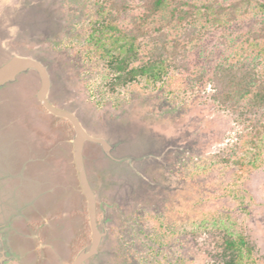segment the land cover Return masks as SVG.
<instances>
[{
    "label": "rangeland",
    "instance_id": "374dc122",
    "mask_svg": "<svg viewBox=\"0 0 264 264\" xmlns=\"http://www.w3.org/2000/svg\"><path fill=\"white\" fill-rule=\"evenodd\" d=\"M96 2L0 0V62L8 53L42 61L51 81L49 99L74 113L89 135L109 146L107 152L88 140L83 146L87 179L97 200L94 211L98 207L104 215L103 224L95 215L96 228L105 233L97 254L81 264L208 263L206 234L197 227L195 214L205 203L247 235L257 249V264H264V160L234 193L226 187L235 166L213 157L235 150L242 123L216 105L209 85L191 90L187 77L179 91L173 85L141 82L102 93L109 73L101 62L86 60L82 49L97 20ZM242 27L235 24L233 29ZM221 39H205L201 63L223 54ZM38 86L29 72L0 91L1 167L21 171L26 161L22 177L14 182L41 193L15 222L23 232L10 234L16 258L7 264H68L77 253L70 251V243L82 223L76 211L88 229L87 204L72 157L73 126L37 103ZM66 126L72 128L70 136ZM108 154L124 159L114 161ZM157 228L164 236L160 242L152 238Z\"/></svg>",
    "mask_w": 264,
    "mask_h": 264
},
{
    "label": "trees",
    "instance_id": "16d2710c",
    "mask_svg": "<svg viewBox=\"0 0 264 264\" xmlns=\"http://www.w3.org/2000/svg\"><path fill=\"white\" fill-rule=\"evenodd\" d=\"M93 11L97 20L82 49L86 60L101 62L111 74L102 93L141 82L179 91L187 77L191 90L209 85L216 105L236 115L243 130L235 150L213 157L235 166L226 188L237 193L264 160V0H97ZM235 24L245 27L234 30ZM213 35L222 38L225 51L201 63L203 43ZM66 127L70 136L72 128ZM195 214L206 234L203 250L210 255L202 264H257V249L244 232L224 222L208 203ZM154 232L152 238L160 242L161 230Z\"/></svg>",
    "mask_w": 264,
    "mask_h": 264
},
{
    "label": "water",
    "instance_id": "95a60500",
    "mask_svg": "<svg viewBox=\"0 0 264 264\" xmlns=\"http://www.w3.org/2000/svg\"><path fill=\"white\" fill-rule=\"evenodd\" d=\"M33 72L38 80L39 86L34 96L37 103L53 116L68 120L74 129L72 136V157L75 166L76 176L79 187L85 196L87 210L89 213L91 226V241L88 247L82 248L68 264H81L88 257L98 252V245L105 230L98 232L94 218V195L87 179L84 162L83 146L86 140L98 143L108 151L109 146L106 141L99 137L89 135L80 124L78 118L71 111L55 105L48 97L51 81L46 66L37 58L20 55L7 54V58L0 62V91L18 80V76ZM109 155V154H108ZM109 157L114 161H121L124 158ZM26 161L19 167L13 166L1 167L0 161V264H7L16 258L9 241L10 234H22V226L15 224L16 220L22 216V211L33 205L39 194L35 191L28 190L24 184L14 182V178H21L26 168ZM29 186V185H28Z\"/></svg>",
    "mask_w": 264,
    "mask_h": 264
},
{
    "label": "flooded vegetation",
    "instance_id": "af4514ba",
    "mask_svg": "<svg viewBox=\"0 0 264 264\" xmlns=\"http://www.w3.org/2000/svg\"><path fill=\"white\" fill-rule=\"evenodd\" d=\"M83 194V193H82ZM94 195V194H93ZM84 196V195H83ZM85 197V196H84ZM83 197V198H84ZM95 202L97 203V200H96V195H94V206H95ZM85 203L87 204L86 202V199H85ZM97 205V204H96ZM98 207H96V211H94V218H95V215H96V221H98L99 223H104V215H103V211L100 212V214L98 213V210H97ZM95 210V208H94ZM96 212V213H95ZM77 216H80V218H82L81 220V225L79 226V228L77 229V235H76V239L73 240L71 243H70V251H72V253L74 251H77V253L84 247V244H85V237L86 235L88 236V240H91V226H90V219H89V213H88V210H87V207H86V216H87V220L89 221L88 222V229H85V221L83 220L84 216L83 214L80 212V211H76L75 212ZM96 223V222H95ZM98 248H99V245H98ZM97 248V249H98ZM76 253V254H77ZM75 254V256H76ZM97 254V253H96ZM96 254H93L92 256L96 255ZM74 256V257H75ZM74 257H72V260L74 259ZM71 260V261H72Z\"/></svg>",
    "mask_w": 264,
    "mask_h": 264
},
{
    "label": "crops",
    "instance_id": "0c3cea01",
    "mask_svg": "<svg viewBox=\"0 0 264 264\" xmlns=\"http://www.w3.org/2000/svg\"><path fill=\"white\" fill-rule=\"evenodd\" d=\"M2 193H1V190H0V195H1Z\"/></svg>",
    "mask_w": 264,
    "mask_h": 264
}]
</instances>
